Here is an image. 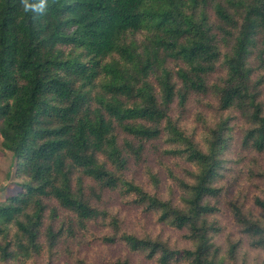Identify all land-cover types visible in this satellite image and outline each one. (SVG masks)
<instances>
[{"label": "trees", "instance_id": "16d2710c", "mask_svg": "<svg viewBox=\"0 0 264 264\" xmlns=\"http://www.w3.org/2000/svg\"><path fill=\"white\" fill-rule=\"evenodd\" d=\"M49 5L33 20L20 0H0L1 145L23 179L16 194L0 201V261L37 260L47 252L51 263L59 246L109 218L112 233L88 237L124 243L158 264H236L242 240L228 238L226 248L216 242L222 227L211 219L217 211L210 203L221 195L215 179L233 126L223 120L212 127L204 151L169 112L175 100L184 107L191 94L211 93L218 109L242 116L243 143L264 150V0ZM139 33L140 44L131 38ZM118 129L134 140L121 145ZM162 135L174 146L169 153L196 166L192 184L179 181L188 189L183 208L124 176L129 157L140 159L146 142ZM84 177L93 180L87 188ZM116 189L184 231L188 245L119 232L120 223L100 205L104 192ZM256 203L264 210V199ZM233 209L249 245L264 252V220ZM77 262L85 264L82 257Z\"/></svg>", "mask_w": 264, "mask_h": 264}, {"label": "rangeland", "instance_id": "374dc122", "mask_svg": "<svg viewBox=\"0 0 264 264\" xmlns=\"http://www.w3.org/2000/svg\"><path fill=\"white\" fill-rule=\"evenodd\" d=\"M131 38L140 44L145 36L144 33H139ZM261 88L264 104V85ZM169 113L181 129L193 136L195 142L203 150L205 149L204 151H206L204 140L212 127L223 120L233 126V132L230 133L227 147L222 154L221 171L215 179V185L221 187V195L216 196L210 202L217 211L211 219L216 217L222 227L214 239L223 248L227 247L228 238L235 241L242 240L236 264L264 263V252L249 245L248 237L241 232L233 214V206L236 205L241 207L249 218L264 220V210L256 203V198L264 199V150L258 151L243 143L240 131L244 121L242 116L239 114H231V116L218 109L217 101L211 93L191 94L184 107H181L178 100H175ZM117 136L121 145L126 138L134 140L131 135L121 129L117 130ZM1 143L0 134V201H4L21 189L19 183L23 179L18 174V164L15 163L13 153L4 150ZM171 149H174V146L167 141L165 135L147 141L140 159H136L135 156L129 157L124 176L138 183L145 190L157 194L163 200L170 201L172 205L183 208L186 205L185 198L188 197V189L179 181L183 180L192 184L194 181L192 172L196 170V166L188 162L185 157L169 153ZM100 158L107 161L105 156L100 155ZM109 165L113 167L110 163ZM151 174H154L157 180H153ZM76 175L80 176V173ZM175 177L179 180L177 181ZM73 182L75 183V179ZM92 182V179L84 177L85 188L89 187ZM51 205L55 207L54 202ZM100 205L120 223L119 232L128 231L140 236L150 235L154 238L169 240L170 243L179 247L187 246L189 243L183 236L184 231L162 221L160 214L156 211H146L142 207L131 204L128 196H124L119 189L105 191ZM60 212L67 214L62 209ZM110 221L111 219L107 218L105 222L93 225V230L88 236L112 233L114 225L112 226ZM88 236L81 235L77 239L71 238L66 244L59 246L60 253L51 263H49L46 252L37 260L30 258L22 261L16 258L7 262L0 261V264H77V257H82L85 264H113L112 261L125 258L129 260V264H158L157 261L148 259L143 254L130 251L124 243L105 244L99 239ZM66 245L70 250L68 252L65 250ZM171 264L183 263L172 262Z\"/></svg>", "mask_w": 264, "mask_h": 264}, {"label": "clouds", "instance_id": "9594fccd", "mask_svg": "<svg viewBox=\"0 0 264 264\" xmlns=\"http://www.w3.org/2000/svg\"><path fill=\"white\" fill-rule=\"evenodd\" d=\"M20 4L24 13L33 15V20L45 15L50 7L49 0H20Z\"/></svg>", "mask_w": 264, "mask_h": 264}]
</instances>
